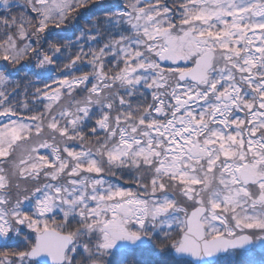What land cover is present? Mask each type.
I'll return each instance as SVG.
<instances>
[{
  "label": "snow or ice",
  "instance_id": "snow-or-ice-1",
  "mask_svg": "<svg viewBox=\"0 0 264 264\" xmlns=\"http://www.w3.org/2000/svg\"><path fill=\"white\" fill-rule=\"evenodd\" d=\"M0 264H264V0H0Z\"/></svg>",
  "mask_w": 264,
  "mask_h": 264
},
{
  "label": "trees",
  "instance_id": "trees-1",
  "mask_svg": "<svg viewBox=\"0 0 264 264\" xmlns=\"http://www.w3.org/2000/svg\"><path fill=\"white\" fill-rule=\"evenodd\" d=\"M109 2L112 3V4H118V3L120 2V0H109ZM83 25H84V21L81 20V21L79 22V27H83ZM61 36L66 37V38H69V39L73 38V37H72V31H71V30H68V31H66V32H62V33H61ZM112 179H113L114 182H115V178H112ZM118 182L123 183L122 181H118Z\"/></svg>",
  "mask_w": 264,
  "mask_h": 264
}]
</instances>
